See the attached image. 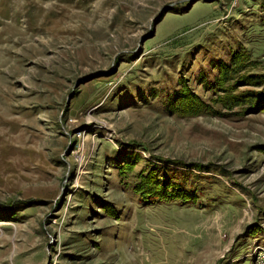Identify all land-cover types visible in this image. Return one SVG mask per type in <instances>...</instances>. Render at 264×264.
Segmentation results:
<instances>
[{
    "label": "rangeland",
    "instance_id": "374dc122",
    "mask_svg": "<svg viewBox=\"0 0 264 264\" xmlns=\"http://www.w3.org/2000/svg\"><path fill=\"white\" fill-rule=\"evenodd\" d=\"M261 71L264 0H0V264H264Z\"/></svg>",
    "mask_w": 264,
    "mask_h": 264
},
{
    "label": "trees",
    "instance_id": "16d2710c",
    "mask_svg": "<svg viewBox=\"0 0 264 264\" xmlns=\"http://www.w3.org/2000/svg\"><path fill=\"white\" fill-rule=\"evenodd\" d=\"M236 57L237 56L234 55L232 59L234 63L236 62L235 60H237ZM233 66L234 64H232L229 69H232ZM235 68L236 67H234L233 70H235ZM221 76H228V73H226L223 70V75ZM237 79L245 80L246 83L252 84L253 86L256 87H249L241 91L226 93L225 95H223L222 99L227 100L228 104L231 107L246 102L251 106H263L264 105V71L239 73L237 75ZM193 95L195 94L191 92L189 93L182 92L178 100V103L180 104L184 103L186 105V109L190 108V110H192V108L196 107L195 103L197 104V100H198ZM173 162H177L179 164L177 160H174ZM169 183L170 182L169 180H167V177L166 178L159 177V175L155 172V164H153L150 167V169H148V171L146 172L142 171L140 173V177L137 180L136 185L139 191L141 192V194L145 198H150V197L152 198L153 196L164 197V198L186 196V194L183 193L182 190H178V189L169 190L168 189Z\"/></svg>",
    "mask_w": 264,
    "mask_h": 264
}]
</instances>
